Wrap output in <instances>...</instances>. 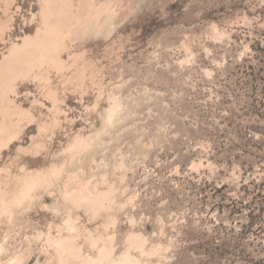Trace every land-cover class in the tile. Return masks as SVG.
<instances>
[{"label": "rangeland", "instance_id": "obj_1", "mask_svg": "<svg viewBox=\"0 0 264 264\" xmlns=\"http://www.w3.org/2000/svg\"><path fill=\"white\" fill-rule=\"evenodd\" d=\"M0 264H264V0H0Z\"/></svg>", "mask_w": 264, "mask_h": 264}, {"label": "bare ground", "instance_id": "obj_2", "mask_svg": "<svg viewBox=\"0 0 264 264\" xmlns=\"http://www.w3.org/2000/svg\"><path fill=\"white\" fill-rule=\"evenodd\" d=\"M71 175H72V173H71ZM68 177V176H67ZM67 180V179H66ZM75 194V193H74ZM74 194H72V195H74ZM21 200H22V198H21Z\"/></svg>", "mask_w": 264, "mask_h": 264}]
</instances>
